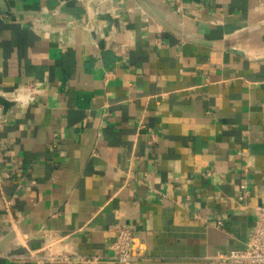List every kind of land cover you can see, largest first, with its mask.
Segmentation results:
<instances>
[{
	"label": "crops",
	"instance_id": "obj_1",
	"mask_svg": "<svg viewBox=\"0 0 264 264\" xmlns=\"http://www.w3.org/2000/svg\"><path fill=\"white\" fill-rule=\"evenodd\" d=\"M0 96V264H116L118 226L134 264L247 247L264 205V0H0Z\"/></svg>",
	"mask_w": 264,
	"mask_h": 264
},
{
	"label": "built area",
	"instance_id": "obj_2",
	"mask_svg": "<svg viewBox=\"0 0 264 264\" xmlns=\"http://www.w3.org/2000/svg\"><path fill=\"white\" fill-rule=\"evenodd\" d=\"M29 101L34 100L35 94L38 92L34 85H29ZM3 117L0 111V119ZM242 194L240 200L248 197V186H241ZM117 237L110 245L113 252L111 260L116 264H134L139 262L143 255L136 246V237L134 231L130 227H116ZM45 261H61L71 259L63 254H48L38 256ZM75 260L85 263H96L100 261L99 257H80L74 256ZM217 263L223 264H264V205L258 208L257 225L248 241L247 247L242 250H236L231 253L221 254L216 257Z\"/></svg>",
	"mask_w": 264,
	"mask_h": 264
},
{
	"label": "water",
	"instance_id": "obj_3",
	"mask_svg": "<svg viewBox=\"0 0 264 264\" xmlns=\"http://www.w3.org/2000/svg\"><path fill=\"white\" fill-rule=\"evenodd\" d=\"M0 106L3 108L4 112H8L12 108L13 103L6 99L5 97L0 96Z\"/></svg>",
	"mask_w": 264,
	"mask_h": 264
}]
</instances>
